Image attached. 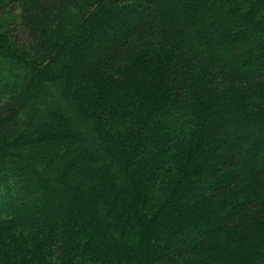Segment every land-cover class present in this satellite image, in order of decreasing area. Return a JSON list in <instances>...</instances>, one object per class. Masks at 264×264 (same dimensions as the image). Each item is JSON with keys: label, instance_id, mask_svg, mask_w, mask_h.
<instances>
[{"label": "trees", "instance_id": "obj_1", "mask_svg": "<svg viewBox=\"0 0 264 264\" xmlns=\"http://www.w3.org/2000/svg\"><path fill=\"white\" fill-rule=\"evenodd\" d=\"M0 264H264V0H0Z\"/></svg>", "mask_w": 264, "mask_h": 264}]
</instances>
